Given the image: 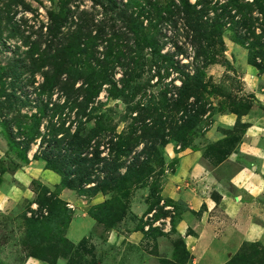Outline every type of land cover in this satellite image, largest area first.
Listing matches in <instances>:
<instances>
[{
  "label": "rangeland",
  "instance_id": "rangeland-1",
  "mask_svg": "<svg viewBox=\"0 0 264 264\" xmlns=\"http://www.w3.org/2000/svg\"><path fill=\"white\" fill-rule=\"evenodd\" d=\"M114 2L0 0V264H192L172 231L187 207L167 197L177 153L216 166L241 118H264V0ZM226 264H264V243Z\"/></svg>",
  "mask_w": 264,
  "mask_h": 264
},
{
  "label": "crops",
  "instance_id": "crops-1",
  "mask_svg": "<svg viewBox=\"0 0 264 264\" xmlns=\"http://www.w3.org/2000/svg\"><path fill=\"white\" fill-rule=\"evenodd\" d=\"M219 121L232 125L235 116H220ZM241 121L247 124L242 138L216 166L207 165L200 149L183 151L168 178L178 191L168 190L167 197L187 207L175 230L192 264H226L243 244L264 243V118L243 116ZM225 164L228 172L221 175ZM185 181L189 188L179 189ZM73 227L68 237L74 235ZM75 227L80 230L81 222Z\"/></svg>",
  "mask_w": 264,
  "mask_h": 264
},
{
  "label": "trees",
  "instance_id": "trees-1",
  "mask_svg": "<svg viewBox=\"0 0 264 264\" xmlns=\"http://www.w3.org/2000/svg\"><path fill=\"white\" fill-rule=\"evenodd\" d=\"M111 1V3L112 4H114L115 5V2H114V0H110ZM49 20H50V24H52L53 22V28L52 27H50L51 25H49L48 26V28L51 30V31H54V32H56L57 31V29L59 28V27H61V24L63 23V21L62 20H58L57 18H56V15H54V14H49ZM198 24H196L195 25V28H194V30L196 31V35H197V38H198V36H205V30L202 28H200V27H198V26H200V25H198ZM214 27H216V26H214ZM215 29V28H214ZM217 29V28H216ZM136 33V35H137V32H135ZM195 35V36H196ZM144 41L147 43V44H149V42H148V40H147V38H145L144 39ZM113 62H120V60H119V54H117V56H115L114 57V59H113ZM258 67V66H257ZM196 73H195V75L192 77L193 78V81H194V84H200L201 82H202V71L201 70H198L197 69V71H195ZM93 73V72H92ZM90 76V77H89ZM88 77V79H85V81L83 82V86H85V92H86V94L88 95L89 93H91V92H89L92 88H90L91 87V85L93 84V81H96V80H98V78H95V77H93V75L90 73V75H89ZM188 85H184V89L185 90H188L190 87L188 86ZM82 100H83V103H81V108L83 109V111L85 110V106H86V104L87 103H89L90 102V100H89V98H86V96H84L83 98H82ZM34 125L35 126H37L38 127V125H39V123H40V121H39V119H36L35 121H34ZM196 122H195V120L194 119H190V121L189 122H187V123H185L184 125H183V131H185L186 129H188V128H191V127H193V125L195 124ZM43 140L42 141H45V139H44V137L42 138ZM59 142H61L60 140H55V145H56V147H59ZM84 143H85V141H84ZM83 143V144H84ZM43 144V142H40V145H42ZM67 145H68V148L65 150L66 151V155H67V153H68V151L70 150V149H72L71 147H73V143H67ZM82 144H79V145H77L78 147H77V149L75 150V152L77 153V155H79V154H81V152H83V150H82V148H83V146L80 148V146H81ZM73 149H75V148H73ZM51 150H48V151H46V150H42V152H40V155H39V153H34L33 154V156H32V159L33 160H35V161H38V160H44L45 161V166H46V168L47 169H53L55 166H56V164H57V162L59 161L60 162V160H51L50 158H48V156H47V153L48 152H50ZM71 151V150H70ZM69 151V152H70ZM65 159V158H64ZM24 160H25V162L27 163V158H24ZM63 160V159H62ZM4 173V170L3 169H0V175H2ZM89 174H88V172L86 173L85 171L81 174V176L80 177H89L88 176ZM124 176V175H123ZM82 180V179H81ZM106 182V181H105ZM105 182H103V183H105ZM103 183L102 184H100L99 186H97V187H95V188H93L92 189V191L93 192H95V193H97L98 191H101V190H99V188L100 187H103ZM175 225H176V223H175ZM175 225L173 224V228H172V231L173 232H175L176 233V230H175Z\"/></svg>",
  "mask_w": 264,
  "mask_h": 264
},
{
  "label": "built area",
  "instance_id": "built-area-1",
  "mask_svg": "<svg viewBox=\"0 0 264 264\" xmlns=\"http://www.w3.org/2000/svg\"><path fill=\"white\" fill-rule=\"evenodd\" d=\"M145 228H147V229H148V226H146Z\"/></svg>",
  "mask_w": 264,
  "mask_h": 264
}]
</instances>
